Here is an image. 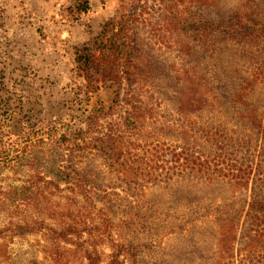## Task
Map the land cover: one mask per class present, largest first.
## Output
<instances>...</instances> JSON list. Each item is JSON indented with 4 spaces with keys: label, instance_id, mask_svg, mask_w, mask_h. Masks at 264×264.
Instances as JSON below:
<instances>
[{
    "label": "trees",
    "instance_id": "1",
    "mask_svg": "<svg viewBox=\"0 0 264 264\" xmlns=\"http://www.w3.org/2000/svg\"><path fill=\"white\" fill-rule=\"evenodd\" d=\"M263 1L125 0L76 48L82 125L42 146H19L0 97V164L31 171L34 203L62 183L79 198L29 229L101 232L108 264H264Z\"/></svg>",
    "mask_w": 264,
    "mask_h": 264
},
{
    "label": "rangeland",
    "instance_id": "2",
    "mask_svg": "<svg viewBox=\"0 0 264 264\" xmlns=\"http://www.w3.org/2000/svg\"><path fill=\"white\" fill-rule=\"evenodd\" d=\"M81 2L0 0V97L12 112V120L6 121L7 132L26 129L19 146L33 142L42 146L49 131L56 128V132L66 133L82 125V104L74 95L76 48L96 39L104 23L117 19L127 3L89 0L90 10L80 14ZM259 8L264 9V1ZM7 164H0V264L25 260L90 264L85 258L89 245L100 257L99 264L109 263L110 248L101 232L64 241L47 231H31L36 220L55 226L62 219L56 210L75 207L78 196L62 183L60 190H47L34 203L32 199L38 196L31 171L20 164ZM125 264L136 262L127 259Z\"/></svg>",
    "mask_w": 264,
    "mask_h": 264
}]
</instances>
